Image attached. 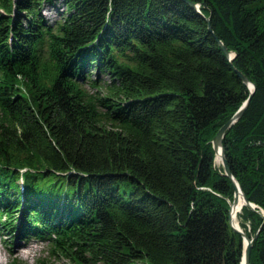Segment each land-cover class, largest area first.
I'll return each instance as SVG.
<instances>
[{
    "label": "trees",
    "instance_id": "1",
    "mask_svg": "<svg viewBox=\"0 0 264 264\" xmlns=\"http://www.w3.org/2000/svg\"><path fill=\"white\" fill-rule=\"evenodd\" d=\"M248 98L222 144L264 211V0H0V231L67 264H240L212 141Z\"/></svg>",
    "mask_w": 264,
    "mask_h": 264
},
{
    "label": "water",
    "instance_id": "2",
    "mask_svg": "<svg viewBox=\"0 0 264 264\" xmlns=\"http://www.w3.org/2000/svg\"><path fill=\"white\" fill-rule=\"evenodd\" d=\"M190 4L192 6H195V4H193V3H190ZM219 44L221 45L222 49L224 50L226 55L229 57V59H232V57L234 56V53L233 52H229L221 41L219 42ZM237 74H238V76L241 78V80L244 83H248L249 84V89L252 92L254 90L253 83L248 82L247 77L241 71H237ZM248 101H249V98L247 100H245L242 103V105L238 108V110L233 114V116L224 125H222L219 128V130L215 134V136L213 138V141H212L213 148H214L216 154L218 152L220 153L221 164L223 166L224 173L231 180V182H232V184H233V186L235 188L234 199H233V201L231 203V207H230V224H231L232 228L236 232H238L243 238V253H242L240 264H250V260L249 259H250L251 245H252L254 239L256 238L257 234L252 236V237L247 236V234L241 228L239 223L234 222V217H235V214H236L235 213L236 212V209H235L236 206H235V208H233V204L237 203V197H238V192H239L242 195V197H243V204L242 205H244V204L248 205L254 210H256V207H255L256 205L254 203L248 201V199L246 198L245 194L241 190V187L238 184L237 180L232 175V173L230 171V168H229V166L227 164L226 158H225V152H224V148H223V144H222V138L224 136V133H225L226 129L229 128L230 125L233 124L242 115L243 111L245 110V108H246V106L248 104ZM262 216H264V215H262Z\"/></svg>",
    "mask_w": 264,
    "mask_h": 264
},
{
    "label": "rangeland",
    "instance_id": "3",
    "mask_svg": "<svg viewBox=\"0 0 264 264\" xmlns=\"http://www.w3.org/2000/svg\"><path fill=\"white\" fill-rule=\"evenodd\" d=\"M45 14L50 19L59 17L55 11L47 10ZM216 165H221V162ZM7 237L6 233L0 231V264H15L17 261L22 264H33L38 259L45 264L69 263L63 256L52 253L49 244L44 239L28 238L24 241L20 239L10 244Z\"/></svg>",
    "mask_w": 264,
    "mask_h": 264
},
{
    "label": "bare ground",
    "instance_id": "4",
    "mask_svg": "<svg viewBox=\"0 0 264 264\" xmlns=\"http://www.w3.org/2000/svg\"><path fill=\"white\" fill-rule=\"evenodd\" d=\"M215 162H216V163H220V162H221V156H220V153H219V152L216 154ZM236 204H237V205H236ZM242 204H243V197H242V195L238 192L237 203L233 204V208H235V206H236V208H235V209H236V212H235V213H238V212L241 210L240 207H242ZM239 208H240V209H239ZM234 222L239 223V222H238V217L236 216V214H235V217H234Z\"/></svg>",
    "mask_w": 264,
    "mask_h": 264
},
{
    "label": "built area",
    "instance_id": "5",
    "mask_svg": "<svg viewBox=\"0 0 264 264\" xmlns=\"http://www.w3.org/2000/svg\"><path fill=\"white\" fill-rule=\"evenodd\" d=\"M257 211L261 214V215H264V211L262 208L258 207V206H255Z\"/></svg>",
    "mask_w": 264,
    "mask_h": 264
}]
</instances>
